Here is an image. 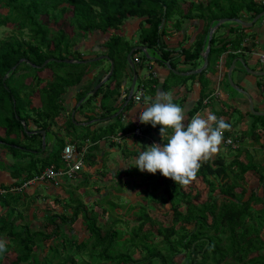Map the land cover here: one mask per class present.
I'll return each mask as SVG.
<instances>
[{
  "label": "trees",
  "instance_id": "1",
  "mask_svg": "<svg viewBox=\"0 0 264 264\" xmlns=\"http://www.w3.org/2000/svg\"><path fill=\"white\" fill-rule=\"evenodd\" d=\"M1 9L7 12H0V28L11 24L20 36L17 38L19 36L11 34L0 40V129L4 130V136H0V148L14 160L11 169L13 182L0 184L8 190L0 196V207L6 209L0 217V236L8 237V249L16 255L12 264H264V162L257 160V155H251L246 146L233 148L235 143H243L244 139L256 145L261 138L253 129L247 132L249 138H245L242 132L226 138L235 124L225 120L231 127L224 131L222 142L225 146H232L227 152L234 155L227 161L223 152L216 159L201 163L192 183L200 180L206 188L204 199L190 183H175L159 171L155 174L141 171L133 166L134 163L129 164L128 169L110 171L97 154L100 140L106 138L113 146L110 137L125 135L131 129L121 123V115L112 119L114 109H108L107 105L114 102L123 106L127 102V83L132 82L133 76L138 75L144 66L149 68L150 60L171 73L179 71L173 64L179 58V63L193 65L204 53L209 31L215 23L221 19L256 18L264 13V4L257 0H0ZM66 18L72 27V35L63 29L49 27L50 23L56 25ZM134 18L139 20L138 38H127L132 42L129 43L123 28ZM185 20L201 21L202 27L196 33L193 45L178 51L166 40H170L175 31H181ZM218 29L210 40L209 60L219 58L227 45L237 49L243 43L244 37L237 36L228 41L217 35ZM97 32L104 36L99 54L85 58L86 54L74 50L80 38ZM135 47L152 50L157 57L149 58L146 65V54L135 51L131 56L136 69L134 74L128 66L127 55ZM174 51L180 54L172 58ZM51 59L60 61L52 62ZM46 61L48 63L42 66ZM105 61L109 63L108 69L104 67ZM111 63L112 74L92 94L109 74ZM100 65L102 67L96 69ZM45 70L52 73L49 79L38 76ZM167 87L168 84L163 83L162 88ZM72 89L78 91V103L69 109L63 105V96ZM147 89L154 92L150 87ZM99 97L100 106L109 110L100 114V119L108 117L111 122L103 129L86 127L77 132L76 115L87 116L86 111L95 108ZM32 99L38 100L37 107H32ZM133 102L132 98L127 103V110ZM93 113L89 120L95 115ZM261 118L264 117H255L259 120L253 121L251 127L256 123L264 127ZM59 121L65 129L63 134L54 131L55 126H60ZM68 128L74 130L69 133ZM42 130L46 136L51 130L56 133L54 145L48 152L46 149L42 151V136L35 133ZM145 132L161 136L159 125L147 124ZM160 142H163L162 138ZM69 143L75 144L78 152H83L86 169L76 172L72 179L64 177L58 185L70 196L63 199L64 214L54 213L40 223L35 213L25 215L23 210L36 202L35 196L28 197L27 188L20 191L10 189L40 175L50 166L65 171L62 151ZM262 149L264 144L258 148L260 155ZM132 153L137 156L139 151L132 150ZM112 173L119 179L108 189V194L99 198L101 212H97L92 208L93 204L87 205L81 193L76 192L83 186L92 187L95 176H102L104 181V177ZM254 177L257 189L250 186ZM145 179L144 201L128 204L123 207L124 212H117L121 204L112 196L123 195V184L134 180L143 185ZM261 188L263 192L259 196L257 191ZM103 189L106 190L105 186ZM56 201L58 203L59 199ZM158 204L166 208L162 215L170 216L169 225L153 216L152 212H158ZM105 214L110 215L109 220L102 222L101 217ZM79 220L88 233L83 240L77 239L72 231ZM147 225L148 229L144 230ZM47 240L53 243L41 256L38 251ZM137 250L141 255L136 259L133 254ZM5 255V252L0 254V262Z\"/></svg>",
  "mask_w": 264,
  "mask_h": 264
},
{
  "label": "crops",
  "instance_id": "2",
  "mask_svg": "<svg viewBox=\"0 0 264 264\" xmlns=\"http://www.w3.org/2000/svg\"><path fill=\"white\" fill-rule=\"evenodd\" d=\"M257 1L260 2V0H257ZM254 19L255 18H251L250 16L249 17L247 16L244 19H241V21L244 23H252ZM258 20H260V19H258ZM256 22H253L252 25H254ZM201 27H202L201 21L185 20L182 24L181 31L178 32V34L179 33L181 34L180 39H179V37H176L173 34L172 38L170 40L167 39L166 41L171 44L172 48L174 47L178 51H180L182 49L187 50L193 45L195 35L201 29ZM246 27H249V26H246V25L241 26V28H246ZM236 29L237 28H235V27H229V31H231L230 33L232 34L234 32L233 36H230L229 31H228V34L230 37H225L224 35L221 37L227 38V40L228 39L229 40L235 39L237 36H239V33H237L238 31ZM170 30H172V28H170ZM254 30L257 32V36H255V37H244L242 39L243 43L240 46H238L237 49H232L230 44L227 45L223 54H221L219 56V58H217L216 60H211V59L209 60V58L207 56V64H206L203 72L201 71L198 74L181 76L182 78H180L178 81H182V82H178V81H176L177 79L170 77L171 75H176V74H174V73L172 74L171 72H169V70L164 68L162 65L159 66L157 63H155V61H150L151 66H149V68L151 69V72L145 76L146 81H147V85L144 82H140V84H139V85H144V89H145L142 99L139 102L134 101L132 103V107L128 110L126 108V105H127L126 103L123 106H119L118 104H116L114 102H113V104L111 103L110 105H107L108 109H111V108L114 109V112L112 113L113 114L112 119L115 120V118L118 117V115H121V117H120L121 123L125 127L127 126V129L131 128L132 131L130 129V130L126 131L125 135L110 137V138H112L111 142L115 146L114 145L110 146V142H109V146H110L109 149H107L105 147V143L107 142L106 140H108V139L104 138L98 142L99 147L101 149H100V151H98L97 154H98V156L100 154V157L102 158V162L103 163L105 162V161H103V159L105 160L107 156H110V155L118 152V149L120 148V147H118V145L125 143L127 145L124 148L127 147L129 150L122 149V151H120L119 154L114 155V158L116 157V159L118 160L117 161V164H118L117 168L118 169H128L129 164L134 163L135 159L137 157L135 155V153H132V150H138L139 152L141 150V148H139L138 145L144 144V147H146L148 145H151L154 142L161 143L160 138H162V137L159 136L158 134H155V133H152V134L146 133L145 128H146L147 124L141 122L139 119V116H140L141 111H142L141 107L144 106L143 101L144 100L151 101L161 91L166 92V93H170L174 98V102L180 104L185 109V122L189 121L191 119V117L197 113L206 116L208 113L214 112L218 118L224 117L223 118L224 120H229V123L235 124L231 128L232 130H231L229 137H226V138H233L231 136L240 135L241 132L244 134L245 138H249L247 135V132H248V130L253 129V132L256 133L259 136V138H261L258 143H256L254 141L256 145L252 144L253 141H251L249 139H244V141H242L243 143H239V142L235 143V145H233L235 147H233V148L235 149L239 145L240 146H246L248 152L251 155H257L256 159L257 160L261 159V161L264 162V154L260 155L259 150H257V148H259L260 144H264V127L261 126L260 123H258V124L256 123V125L251 127L253 121L259 120V119H254L255 117H257V116L264 117V76H254V75H251V74H248L245 72L246 68L249 70L255 71L257 73L258 72L262 73L264 71V64L261 63L260 60H258L259 64H257V68H255L256 61H254L255 63L252 66H250L247 64V61L245 60L246 58H249L250 60H252L250 57L252 55H256L258 58L259 57L261 58V56L264 55V29H263V27H261L260 31L257 29H254ZM215 31L213 32V34L215 33ZM207 44H208V39L206 40V43H205L204 52L206 50ZM255 46H259L262 48L263 52L259 53L261 55L254 52ZM240 50H241V52H239ZM179 54H180V52L175 53V51H174V53L171 54V57L172 58L177 57V56H179ZM180 59L181 58H179L178 60H180ZM239 59L242 60V62L244 63V66L239 62ZM178 60L174 61L173 64H176L177 69L180 72H184V73H189L191 71L199 69L205 63L204 62V53L201 54V58L198 59L196 63H193V65L179 63ZM252 62H253V60H252ZM233 64H234V68L232 69V71L230 73V77H229L228 76L229 70ZM237 64L242 65L243 68L240 69ZM181 67H185L186 70L185 71L181 70L180 69ZM215 67H217L216 71H218L220 73L219 78H217L218 76L215 77V75H214V69L213 68H215ZM128 71L130 73V70H128ZM202 74H204V81H201V77L198 78V81H196V82L195 81H189V83H188L186 81L187 79L192 78V76H195V75L197 76V75H202ZM105 78H103V80ZM255 78H261V79L258 81H254ZM223 79L227 80L229 82L231 80V83L233 84V87L235 88V90H233V91L229 90V93H227V95L224 99L221 98V94L219 91V85ZM137 80H138V78H137ZM165 82L168 84V87L164 90L162 88V86H163V83H165ZM139 85L137 86V88L139 87ZM135 86H136V84H135ZM130 87H131V85H130ZM130 87H129V89H130ZM149 87L154 89L153 90L154 92H151L149 89H147ZM137 88L136 89L134 88V94L137 91ZM77 92L78 91L74 89V92H72L71 94H69L68 92L66 94H64L63 105L66 108L71 109L77 104V102H76ZM217 93H218V95H217ZM146 95H148L149 97L145 98ZM207 96L209 97V99L212 98L211 99L212 103L209 102V104H210L209 107L207 106L204 108V106H202V100ZM100 97H101V95H100ZM100 97L97 98L95 101V108L90 109L91 112L86 111L87 116H85L84 114L83 115L79 114L78 116L76 115V121H77L76 127H83V128L90 127V130H95V129H99V128L103 129L104 127H106L109 124V122H111V119L110 120L107 119L108 117L107 118L104 117V118L100 119V114L103 115V113H107L109 111V110L104 109V108L102 109V107L100 106ZM200 103H201V105H200ZM229 106H230V108H229ZM198 107H199V109H197ZM195 110H197V111L195 112ZM193 111L195 113H193ZM93 112H95V115H93V118L89 120L88 118L90 115L94 114ZM192 113H193V115H192ZM73 118H74V116H73ZM79 118H81L82 120ZM261 119L264 120V118H261ZM84 123H89V124L86 126H83ZM60 124H61V122L59 121L58 125H60ZM139 124L143 125L144 133L142 136L135 137V136H133V130L137 126H140ZM89 125H91V126H89ZM57 127H59V126H57ZM101 129L99 131H101ZM54 130H55V132H57V129H54ZM0 132L4 133V130L0 129ZM51 132H52V130H51ZM77 132H80V131L77 130ZM52 139H53V142H52ZM52 139H49V140L47 139V146L45 148L47 152L50 151L54 145V138H52ZM146 140H147V142H146ZM148 140H149V142H148ZM117 142L119 144H117ZM249 143H250V145H249ZM69 144H71V143H69ZM85 147H88V146H85ZM115 147L117 149H115ZM229 147H232V146H225V145H223V142H222L218 146V150L215 153L211 154L206 160L216 159L219 154L220 155L222 154L221 152H224L223 156L227 161L232 160L234 154H233V152H227V149ZM76 148H77V146H76ZM111 148H113V149L111 150ZM1 150H3V149H1ZM83 150H85V149H83ZM251 151H252V153H251ZM7 156L8 155L3 156V158H6ZM100 157H99V159H100ZM1 158H0V164H2V166L0 168V183H2V184L7 183L8 184V182H10V183L13 182V179L11 177V169H9L7 167V163H5L6 160L1 161ZM103 166H105V165H103ZM113 166L114 165H110V166H108V168L112 169L115 167V169H116V166H114V167ZM85 169H86L85 167L82 168V170H85ZM115 169H113V170H115ZM252 180H253V178H252ZM252 180L250 181V183H252ZM1 209H3V208L0 207V210ZM4 238H6L8 241V237H4ZM5 253L7 255L9 253L12 254L13 252H12V250L7 248V251ZM0 263H2V261Z\"/></svg>",
  "mask_w": 264,
  "mask_h": 264
},
{
  "label": "rangeland",
  "instance_id": "3",
  "mask_svg": "<svg viewBox=\"0 0 264 264\" xmlns=\"http://www.w3.org/2000/svg\"><path fill=\"white\" fill-rule=\"evenodd\" d=\"M0 12L5 14L7 12V10L1 9ZM43 20H46V18L43 17ZM263 21H264V16L262 18H260V20H258L254 25L246 27V28H241L242 25L239 24L238 22H236L235 19H233V20L227 21L224 24L220 25L218 27L219 29H218L217 35H220V36L224 35L225 37L233 36L234 32L232 34H230L229 27H235V28H237L236 29L238 31L237 33H239V36H242V38L243 37H255V36H257V32L254 29H257L259 31H260L261 27H263V29H264V25H263L264 22ZM216 24L217 23H215L214 25H216ZM49 27L51 29H53V30L63 29L67 33H69L71 35L73 34L72 33V27L68 23L67 18L63 19L62 21H60L56 25L50 23ZM138 29H139V20H137L136 18H134L132 20H129L126 23L125 27L123 28V33L126 36L125 38H126V40L129 43H132V42L129 39H127V38H130V39L133 38V40H137ZM16 30L17 29L13 28V25H11V24L6 25L4 28H0V40L5 38V37H7V36H9V35H11V34L19 36V35H17ZM228 31H229L230 36L228 34ZM174 36L179 37V39H180L181 34L180 33L178 34L175 31V35ZM24 37L27 39L26 36H24ZM17 38H20V36L17 37ZM103 38H104V36L101 33H98V32L97 33H90V34L87 35L86 38H80L79 43H77L76 47H74V50H80L81 52H83L84 55L86 54L84 56L85 58H90L92 56V54L97 55V54H99L101 52L100 45H101V43L104 40ZM254 52L259 54V53L263 52V50H262L261 47L255 46ZM142 53H145L148 56V58H151V59H154V58L157 57V54H155L152 50H146L145 52L142 51ZM259 55H261V54H259ZM250 57L253 60V62L249 58H246L245 60L247 61V64L252 66L255 63L254 61H256L255 68H257V64H259L258 60H260V57L258 58L256 55H252ZM100 58L101 57L99 56V59ZM148 58L145 59L146 65L148 64V62L150 60ZM174 61H176V60H174ZM52 62H55V61H52ZM104 64L103 65L107 67L106 69H108L109 63L107 61H105ZM241 64H243V62ZM53 65L55 66L56 64H53ZM237 65H238V67L240 69L243 68L242 65H239V64H237ZM203 66L201 68H199V69H196V70H201L203 68ZM100 67H102V65L97 66L96 69H98ZM180 69L183 70V71L186 70L185 67H181ZM213 69H214L215 77L218 76L217 78H219L220 77V75H219L220 73L218 71H216L217 67H215ZM201 71H203V70H201ZM150 72H151V69L148 68V66H144L142 68V70L138 72L139 75H138V80L136 82L135 89L137 88L138 84H140V82H144L147 85V81H146L145 76L148 75V73H150ZM177 72L184 73V72H180V71H177ZM51 74H52L51 71L45 70V71L39 72L38 76L40 78L49 79ZM187 74L190 75V72L187 73ZM90 76L91 75H89V77ZM181 76L182 75L176 74V75H171V78L173 77L174 79H177L176 81H178L180 78H182ZM200 77H201V81H204V75L203 74L202 75H197V76L196 75L192 76V78L187 79L186 81L188 83H189V81H195L196 82V81H198V78H200ZM260 79L261 78H255L254 81H258ZM27 82H29V81H27ZM178 82H182V81H178ZM127 85H128V87H130L131 83L128 82ZM229 90L233 91V90H235V88L233 87L232 84H230L229 81L223 79L221 81L220 85H219V91H220L222 99H224L226 97L227 93H229ZM72 92H74V89L68 91L69 94H71ZM217 95H218V93H217ZM148 97H149L148 95L145 96V98H148ZM211 99L209 100V97H205L202 100V106H204V108L207 107V106L209 107V105H210L209 102L211 103ZM32 100H33L32 101V107H37L38 106V100H35V99H32ZM79 119H81V118H79ZM1 122H0V124H1ZM143 128H144L143 125L137 126L134 129L133 132H135V130H140V134L141 135H136L134 133L133 136L134 135H135V137L142 136L143 133H144ZM54 129H57V131H59V133H61V134H63V132H65V129H64V126L62 125V123L60 124V126L58 128L56 126ZM84 129L85 128H83V127H76L75 128L76 131L77 130L78 131H84ZM73 130H74L73 128H68V132L69 133L72 132ZM0 136H4L3 132H0ZM46 138L49 140V139L55 138V135H54V133L48 131ZM52 142H53V139H52ZM146 142H147V140H146ZM148 142H149V140H148ZM117 144H119V143L117 142ZM126 145L127 144H125V143L121 144V145H118V147H120L119 149H121V150L118 149V152H116L115 154L107 156L106 159L104 160L105 161L104 165L106 167H108L110 165H114L117 168V165H118L117 161L118 160L116 159V157L114 158V155L119 154L120 151H122V149H125L124 147ZM105 147L107 149H109V142L108 141L105 143ZM138 147L141 148V149L145 148L144 144L138 145ZM112 149L113 148H111V150ZM115 149H117V148L115 147ZM257 150H258V148H257ZM0 152H1L0 153V158L2 157L1 161L2 160L3 161L6 160L5 163H7V167L9 169H12L14 160L10 157L9 154L6 153V151L1 150V148H0ZM260 152H261V154H264V149L260 150ZM221 153H223V152H221ZM251 153H252V151H251ZM6 155H8V156L6 158H3V156H6ZM101 162H102V160H101ZM1 166H2V164H0V168H1ZM113 169H115V167L112 168V169L109 168L108 170H110V171L117 170V169H115V170H113ZM118 179L119 178H117L114 173H112L110 175H107V176L104 177V181L106 182V185H105L104 181L102 179V176H95L92 179V184H91V185H93L92 187H90V186L84 187L83 186V187H81V188H79L77 190L76 194H80L81 193V198L83 199V201L85 203H87V205L88 204H93L92 208L95 211H97V212H101V208H100L101 206L98 205L99 198L102 197L103 195L108 194V191H109L108 189H110V187L112 185H116ZM140 179H142V177H140ZM124 181L125 180L123 179V182ZM256 182H257V179L254 177L253 180H252V183L250 184L251 187L254 186L253 187L254 189H257V187H255ZM146 183H147L146 179L144 180L143 185L138 184L134 180H131L129 184L128 183L123 184V192L124 193H123V195L121 197L120 196L119 197H114V196L111 195L113 199H117L116 201L121 204V206L119 207L120 209H117V212H119V213L124 212L125 208H123V207H126L128 204H134V203H138L139 201L140 202L144 201V198H145L144 189H145V184ZM0 184H2V183H0ZM8 184H10V182H8ZM8 184L6 183L5 185H8ZM103 186H105L106 190L103 189ZM190 186L196 187L202 193V198L203 199L206 197V188L203 186V184L200 183V180H197L194 183L191 182ZM263 188H261V189H259L257 191L259 196H262ZM83 192H85V193H83ZM27 195H28V197L35 196L36 202H33L32 203L33 205H31V206L29 204L28 207H26L25 209L23 208L24 213H25V215H26V213L28 215H31V214L35 213V215L37 216V220L40 223H42L44 221V218H46V216L52 215L54 213L64 214L63 204H64L65 200H63V199H67L68 197H70L69 193L63 192L62 189L59 188V186H55L54 184H42V183L28 186L27 187ZM248 195H249V193H248ZM56 198L59 199L58 203H56L57 202ZM58 204H61V205H58ZM156 208L158 209V212H155V213L152 212L153 216L159 218L160 220H165L166 225H169V223L171 222V221H169L170 216L168 215L167 217H165L164 215H162L163 212L166 211V208L165 207H161L160 204H158L156 206ZM5 210L6 209H1L0 210V217L3 215V212H5ZM109 216H110L109 214L108 215L105 214L104 217H101L102 222H106L107 220H109ZM80 221L81 220L77 221L73 225L72 231H73L74 236H76L77 239L83 240L86 237H88V235H87L88 233L85 230H83L84 227L81 226V222ZM148 227H149L148 225L145 226L144 230H147ZM52 243H53L52 240L45 241L43 247L38 251V253L41 256H43L46 253V251L48 250V248L52 245ZM140 255H141L140 251L137 250L136 252H134L133 257L137 259V258L140 257ZM15 257H16L15 253H12V254L9 253V254L5 255V257L2 259V263H0V264H12L15 261ZM82 258H84V260L86 259V257H82ZM78 260H81V259H78Z\"/></svg>",
  "mask_w": 264,
  "mask_h": 264
},
{
  "label": "clouds",
  "instance_id": "4",
  "mask_svg": "<svg viewBox=\"0 0 264 264\" xmlns=\"http://www.w3.org/2000/svg\"><path fill=\"white\" fill-rule=\"evenodd\" d=\"M137 97V100H140ZM141 122L160 126L162 143L154 142L141 149L134 165L141 171L157 173L187 185L194 180L202 161L218 150L224 131L231 125L214 112L195 114L185 122V109L170 93L159 92L151 101L144 100ZM8 241L0 237V254L7 251Z\"/></svg>",
  "mask_w": 264,
  "mask_h": 264
},
{
  "label": "built area",
  "instance_id": "5",
  "mask_svg": "<svg viewBox=\"0 0 264 264\" xmlns=\"http://www.w3.org/2000/svg\"><path fill=\"white\" fill-rule=\"evenodd\" d=\"M262 4H264V0H260ZM261 63L264 64V55L260 58ZM144 89L143 87H139L138 90L133 95V99L135 102H139L140 100H137V97L142 98ZM141 135L140 130H135L133 134ZM230 143V141H228ZM83 152H78L75 144H67L63 151H62V159L66 164L67 169L65 171L63 170H56L53 166L47 167L44 169V171L40 175H36L32 177L31 179L25 181L22 185L19 187H15L14 189H10V191H20L24 190L28 186L35 185V184H54L55 186H58L62 179L68 178L72 179L75 176V173L84 168V162H83ZM8 192L5 188L0 187V196L4 195Z\"/></svg>",
  "mask_w": 264,
  "mask_h": 264
},
{
  "label": "water",
  "instance_id": "6",
  "mask_svg": "<svg viewBox=\"0 0 264 264\" xmlns=\"http://www.w3.org/2000/svg\"><path fill=\"white\" fill-rule=\"evenodd\" d=\"M264 15V13H262V14H260V15H258L254 20H253V22H256L258 19H260L262 16ZM228 20H226V19H221V20H219L218 22H217V24L216 25H214L211 29H210V34H209V38H208V44H207V47H206V50H205V52H204V66H203V68L201 69V70H204V68H205V66H206V64H207V56H208V53H209V50H210V40H211V37H212V34H213V32L220 26V25H222V24H224L225 22H227ZM236 22H238V23H240V24H242V25H246V26H251L252 24H253V22L252 23H244V22H242L241 20H235ZM137 50H141V51H146L145 50V48H143V47H135V48H133L130 52H129V54L127 55V62H128V65H129V67H130V70H131V72L132 73H134L135 74V71H136V69H135V64L132 62V60H131V56H132V54L135 52V51H137ZM146 57L148 58V56L146 55ZM103 58H106V57H103ZM100 59H102V57L100 58ZM149 59V58H148ZM151 59V58H150ZM51 61H60V60H55V59H51ZM66 62H69V61H66ZM239 62H241L242 63V60L241 59H239ZM48 63V61H46V62H44V64L42 65V66H45L46 64ZM244 64V63H243ZM242 64V65H243ZM244 66V65H243ZM234 68V64L230 67V70H229V77H230V73H231V71H232V69ZM201 70H194V71H192V72H190V75H192V74H198V73H200L201 72ZM112 72H113V64L111 63V69H110V72H109V74L106 76V78L100 83V84H98L95 88H94V90H93V92H92V94L101 86V84H103V83H105L106 81H107V79H108V77L112 74ZM245 72L246 73H248V74H251V75H254V76H264V71L262 72V73H260V72H255V71H252V70H249V69H245ZM174 73H176V74H178V75H182V76H187V75H189V74H187V73H179V72H176V71H174ZM137 78H138V75H134L133 76V79H132V82H131V87H130V89H129V94H128V98H127V102H126V104L132 99V97H133V94H134V88H135V84H136V81H137ZM230 84H232L231 83V80H230ZM233 85V84H232ZM73 116H74V112L72 113V120H73ZM89 123H84L83 124V126H86V125H88ZM24 130H27V128L24 126ZM35 133H39L41 136H42V151H44L45 150V148H46V134H45V131H37V132H35Z\"/></svg>",
  "mask_w": 264,
  "mask_h": 264
},
{
  "label": "bare ground",
  "instance_id": "7",
  "mask_svg": "<svg viewBox=\"0 0 264 264\" xmlns=\"http://www.w3.org/2000/svg\"><path fill=\"white\" fill-rule=\"evenodd\" d=\"M96 31H97V30H96ZM120 38H121V37H120ZM137 38H138V37H137ZM103 49H104V48H103ZM230 54H231V53H230ZM214 57H215V56H214ZM208 58H209V57H208ZM25 62H26V61H25ZM115 66H116V65H115ZM114 72H115V70H114ZM202 72H203V71H202ZM138 75H139V74H138ZM203 75H204V74H203ZM170 77H171V76H170ZM127 78H128V77H127ZM171 81H172V80H171ZM37 86H38V85H37ZM86 87H87V86H86ZM139 87H143V89H144V86H143V85H139ZM139 87H138V88H139ZM138 88H137V90H138ZM30 90H32V89H30ZM144 90H145V89H144ZM39 91H41V90H39ZM99 91H100V90H99ZM86 92H87V91H86ZM86 92H85V93H86ZM32 93H33V92H32ZM85 93H84V94H85ZM143 93H144V92H143ZM96 95H97V94H96ZM212 95H213V94H212ZM142 96H143V95H142ZM96 97H97V96H96ZM207 97H208V96H207ZM126 98H127V97H126ZM102 99H103V98H102ZM103 100H105V99H103ZM106 100H107V99H106ZM201 100H202V99H201ZM201 100H200V101H201ZM209 100H210V99H209ZM233 100H234V99H233ZM123 101H124V100H123ZM81 102H82V101H81ZM87 102H88V101H87ZM120 102H121V101H120ZM77 103H78V102H77ZM211 103H212V102H211ZM82 105H83V103H82ZM226 106H227V105H226ZM113 107H114V106H113ZM127 107H128V105H127ZM127 107H126V108H127ZM103 108H104V107H103ZM103 108H102V109H103ZM229 108H230V106H229ZM198 109H199V108H198ZM222 109H223V108H222ZM63 111H64V110H63ZM206 111H207V110H206ZM206 111H205V112H206ZM239 111H240V110H239ZM188 115H189V114H188ZM191 116H192V115H191ZM92 117H93V116H92ZM103 117H104V116H103ZM88 119H89V118H88ZM120 119H121V118H120ZM81 120H82V119H81ZM233 121H234V120H233ZM70 122H71V121H70ZM71 123H72V122H71ZM89 123H90V122H89ZM116 123H117V122H116ZM73 124H74V123H73ZM38 125H39V124H38ZM96 125H97V124H96ZM102 125H103V124H102ZM139 125H141V124H139ZM90 126H91V125H90ZM34 127H35V126H34ZM126 127H127V126H126ZM104 128H105V127H104ZM131 131H132V129H131ZM156 133H157V132H156ZM158 133H159V132H158ZM55 134H56V133H55ZM55 134H54V135H55ZM87 134H88V133H87ZM93 134H94V133H93ZM88 135H89V134H88ZM134 136H135V135H134ZM32 137H34V136H32ZM29 139H30V138H29ZM35 139H36V138H35ZM92 139H93V138H92ZM14 140H15V139H14ZM27 140H28V139H27ZM38 141H39V140H38ZM158 141H159V140H158ZM27 143H28V142H27ZM32 143H33V142H32ZM35 143H36V142H35ZM92 143H93V142H92ZM123 144H124V143H123ZM30 145H31V144H30ZM141 145H142V144H141ZM114 146H115V145H114ZM109 147H110V146H109ZM100 149H101V148H100ZM120 150H121V149H120ZM125 151H126V150H125ZM0 153H1V152H0ZM107 153H108V152H107ZM106 156H107V155H106ZM98 158H99V157H98ZM54 166H55V165H54ZM45 167H46V166H45ZM43 170H44V169H43ZM136 171H137V170H136ZM136 171H135V172H136ZM103 172H104V171H103ZM105 172H106V171H105ZM133 172H134V171H133ZM116 173H117V172H116ZM118 174H120V173H118ZM136 174H137V173H136ZM131 176H132V175H131ZM144 176H145V175H144ZM62 188H63V187H62ZM120 197H121V196H120ZM141 201H142V200H141ZM134 204H135V203H134ZM117 214H118V213H117ZM114 217H115V216H114Z\"/></svg>",
  "mask_w": 264,
  "mask_h": 264
}]
</instances>
